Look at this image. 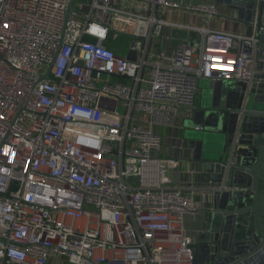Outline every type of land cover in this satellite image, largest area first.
<instances>
[{"label": "built area", "instance_id": "built-area-1", "mask_svg": "<svg viewBox=\"0 0 264 264\" xmlns=\"http://www.w3.org/2000/svg\"><path fill=\"white\" fill-rule=\"evenodd\" d=\"M168 8L181 4L0 0V264H195L185 218L205 206L169 176L187 142L168 130L193 117L202 79L245 82V106L261 40L170 22ZM167 27L200 38L170 53L156 48Z\"/></svg>", "mask_w": 264, "mask_h": 264}, {"label": "water", "instance_id": "water-1", "mask_svg": "<svg viewBox=\"0 0 264 264\" xmlns=\"http://www.w3.org/2000/svg\"><path fill=\"white\" fill-rule=\"evenodd\" d=\"M219 2L237 11L248 24V35H259L258 68L264 69V0ZM51 67L42 79L50 78ZM247 89L237 80H208L204 90L211 99L203 100L184 122L185 128L202 125L205 130L185 140L211 184L196 234L195 264H264V71L250 89L252 105L247 100L244 106ZM239 120L241 134L236 139ZM223 184L227 189L220 191Z\"/></svg>", "mask_w": 264, "mask_h": 264}, {"label": "crops", "instance_id": "crops-1", "mask_svg": "<svg viewBox=\"0 0 264 264\" xmlns=\"http://www.w3.org/2000/svg\"><path fill=\"white\" fill-rule=\"evenodd\" d=\"M181 4V8H168L163 13V18L170 22L195 26V27H203V26H211L215 29H225L229 31H234L238 33H246L248 31V24L238 18V13L236 10L228 8L224 3L219 2V0H178ZM214 3L217 6L218 12L214 17H210L206 13H198L195 11L187 10L185 5L187 4H198V3ZM165 41L162 44L158 45L156 48H159L160 45L168 50V52H172L176 43L179 40L191 41L198 40L200 38V33L197 30H192L190 28H177V27H167L164 30ZM167 37H169L167 39ZM207 79L202 80L201 82V91L205 89L207 86ZM201 94V93H200ZM201 103L198 104L200 106ZM197 106V107H198ZM182 123V120H181ZM163 133H165L164 129H161ZM169 136H176L178 138L183 137V129L176 128L172 130H168ZM187 142V141H186ZM187 146V145H186ZM171 155H177L181 157L182 164L181 167L172 169L169 173V176L172 179V182L177 186H186L193 185L192 187L196 198L204 203V210L200 212L198 215H187L185 218V223L188 229V232L191 236L196 239V234L200 230L201 225L204 220V211L208 207V196L211 192L208 191L206 194L202 192V188L208 184L207 176L203 173V165L192 158V153L186 147V149L182 151H170ZM195 168L200 172V176L196 178H191L188 174V169Z\"/></svg>", "mask_w": 264, "mask_h": 264}, {"label": "rangeland", "instance_id": "rangeland-1", "mask_svg": "<svg viewBox=\"0 0 264 264\" xmlns=\"http://www.w3.org/2000/svg\"><path fill=\"white\" fill-rule=\"evenodd\" d=\"M118 43H120V44H122L124 46L123 53H127L128 47H129V43H130V38L127 37L126 35H120ZM202 80H204V79H202ZM201 86L202 85L200 84V88H201ZM208 90L206 91V90L203 89V91H201V94L198 95L197 101H196V107L198 106L199 103L202 104L203 100H206L208 98L211 99V94L208 93ZM252 103H253V98L250 97L249 100H248V106L252 105ZM197 133L205 134V130H195L193 128H184L183 137L185 139V137L190 136V135H196ZM229 149H230V146H228V150Z\"/></svg>", "mask_w": 264, "mask_h": 264}]
</instances>
